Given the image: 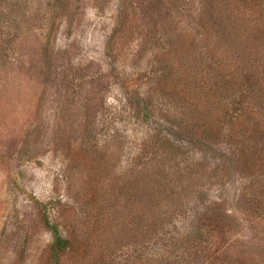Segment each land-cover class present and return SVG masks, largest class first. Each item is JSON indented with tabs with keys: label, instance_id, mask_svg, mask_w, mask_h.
Masks as SVG:
<instances>
[{
	"label": "rangeland",
	"instance_id": "obj_1",
	"mask_svg": "<svg viewBox=\"0 0 264 264\" xmlns=\"http://www.w3.org/2000/svg\"><path fill=\"white\" fill-rule=\"evenodd\" d=\"M201 2L0 0V264H54V230L59 264H174L197 217L213 264H264L261 164L175 128L207 106ZM212 3L240 12L220 51L264 79V38L243 33L262 4Z\"/></svg>",
	"mask_w": 264,
	"mask_h": 264
},
{
	"label": "trees",
	"instance_id": "obj_2",
	"mask_svg": "<svg viewBox=\"0 0 264 264\" xmlns=\"http://www.w3.org/2000/svg\"><path fill=\"white\" fill-rule=\"evenodd\" d=\"M201 1V13L197 17L194 16L192 20L194 24L192 43L195 69L203 68L206 75L201 81L194 80L198 86L195 88V92L197 96L203 97L200 99L204 101L206 99L207 106L202 112L199 111V114L197 110L192 109V116L189 119L183 112L180 113L181 122L175 128L178 126L184 135H191L194 136L193 138L202 139L211 144L219 143L222 136L232 141L238 140V144L235 143V150H231L234 154L237 152L235 155L232 154L233 160L238 164L250 162H253L252 166H256L257 163L261 164H258L262 171L257 176V183L259 185L258 192L263 193L261 197L259 196V202L264 205V154L255 159L259 150L264 152V79L261 78L260 71L254 69L255 73L253 72L252 68L258 67L255 62L253 67L247 68V71L242 64L230 65V60L218 48L220 47L218 43L227 38L224 31L227 29L230 33L235 24L236 27L240 24V12L236 21V14H233V18L230 17L226 24L222 12H212L208 9L212 7V0ZM251 1L262 4L258 19H264V0ZM234 21L235 23L230 27L229 24ZM246 32H254L258 37L264 38V21L244 26L243 33ZM219 120L223 122L222 126L224 124L227 126L225 133L222 132L223 127ZM216 121L219 123L217 124ZM247 152L254 153L250 156ZM191 223L192 229L185 232L184 239L188 243L187 251H193L184 252L174 264L187 262L213 264L218 251L216 250L209 257L206 255L209 250L205 247L206 241H204L208 233L205 229L207 227L199 217L193 218ZM69 248V241L62 238L57 230H54V243L51 248V259L54 264H59V258L69 252ZM220 257L221 255L216 260H219Z\"/></svg>",
	"mask_w": 264,
	"mask_h": 264
}]
</instances>
